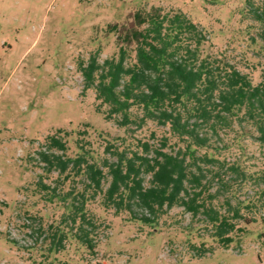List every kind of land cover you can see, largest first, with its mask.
Returning <instances> with one entry per match:
<instances>
[{
	"label": "rangeland",
	"instance_id": "374dc122",
	"mask_svg": "<svg viewBox=\"0 0 264 264\" xmlns=\"http://www.w3.org/2000/svg\"><path fill=\"white\" fill-rule=\"evenodd\" d=\"M152 7L186 13L206 31L208 51L255 84L262 81L264 21L256 12L264 0H0V264H264V144L248 123L236 122L217 143L230 192H219L213 203L222 211L227 197L239 203L237 223L245 228L232 233L228 246L212 235L204 215L183 206L156 213L138 204L133 212L106 208L103 194L93 196L87 186L85 164L62 170L56 162V155H84L107 171L106 163L116 160L108 145L137 148L138 139L160 145L167 127L108 120V105L80 69L93 56L100 63L117 57L121 44L111 25L132 28L136 12ZM50 136L65 148L53 146ZM232 164L244 174L229 170ZM218 188L214 182L210 193ZM86 199L81 213L93 220V248L79 239L81 219L71 218L73 204ZM50 226L65 233L59 248L51 244Z\"/></svg>",
	"mask_w": 264,
	"mask_h": 264
},
{
	"label": "trees",
	"instance_id": "16d2710c",
	"mask_svg": "<svg viewBox=\"0 0 264 264\" xmlns=\"http://www.w3.org/2000/svg\"><path fill=\"white\" fill-rule=\"evenodd\" d=\"M256 14L264 21V7ZM133 25H111L118 31L121 44L117 57L100 63L93 56L80 69L86 86L94 87L97 99L108 105V120L127 128L153 121L168 131L159 146L141 139L137 148L108 145L116 160L106 163L107 171L84 155L66 160L56 155V162L62 170L70 163L81 170L85 164L87 186L93 196L103 194L106 208L133 212L138 204L156 213L165 207L183 206L193 216L204 215L212 235L228 246L234 241L232 233L245 228L237 223L243 217L239 203L233 205L227 197L225 211L213 203L219 192H230V179L223 173L225 164L218 157L221 147L217 143L225 142L222 134L234 130L237 122L250 124L264 144V77L255 84L248 73L208 51L206 31L184 12L152 7L136 12ZM50 139L53 146L65 148L56 136ZM181 143L184 146L177 148ZM169 146L170 151L166 149ZM202 148L206 151L198 153ZM41 154L53 165L50 155ZM228 168L244 174L239 165ZM209 171L212 176L206 180ZM108 175L111 180L105 189ZM145 176H149L148 185ZM214 182L219 188L210 193ZM205 192H209L208 197ZM86 203L87 199L81 205L74 203L71 218L74 222L81 219L79 239L93 248V220L87 211L81 213ZM140 219L152 222L145 215ZM50 230L51 244L59 248L65 233L53 226Z\"/></svg>",
	"mask_w": 264,
	"mask_h": 264
}]
</instances>
